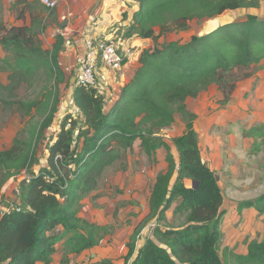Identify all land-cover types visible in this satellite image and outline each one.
I'll list each match as a JSON object with an SVG mask.
<instances>
[{"label":"trees","instance_id":"obj_1","mask_svg":"<svg viewBox=\"0 0 264 264\" xmlns=\"http://www.w3.org/2000/svg\"><path fill=\"white\" fill-rule=\"evenodd\" d=\"M136 1L139 10L129 34L151 39L154 45L142 51L140 66L112 107L107 108L105 96L97 87L75 85L73 102L79 112L63 118L47 146V164L20 182L22 210L0 212V264H52L61 245L64 257L60 264H68L69 255H80L100 245L108 228L79 215L83 197L98 188L105 170L137 140L154 163L158 161L157 149L163 146L168 169L156 176L149 197L150 215L135 227L123 264H223L220 243L225 196L216 171L202 157L195 128L198 115L189 110L187 100L217 84L228 102L240 78L254 75L246 71L235 77L239 70L264 61V18L247 15L208 33L194 34L185 42L156 44L169 33L188 29L194 20L215 19L264 0ZM51 13L56 20V10ZM24 18L22 9L18 19L23 24L0 25V44L5 51L0 62L12 67L15 74L30 73L40 64H48L55 82L41 98L18 102L25 114L43 109L46 115L27 140L16 137L11 146L0 150V203L8 180L40 163L39 146L59 111L58 85L65 78L59 63L64 37L58 35L52 50L44 49L36 31L43 23L40 26L35 21L28 26ZM177 114L185 122L183 134L174 139L178 160L170 145L155 139L157 130L170 127ZM263 132L264 125H257L243 133L264 138ZM185 179L197 186H187ZM178 199L173 213L184 215L185 225H163ZM257 204L264 205V197ZM151 219L156 220L152 236L137 248L141 232ZM241 263L264 264V239L248 243V254ZM101 264L115 263L102 259Z\"/></svg>","mask_w":264,"mask_h":264},{"label":"rangeland","instance_id":"obj_2","mask_svg":"<svg viewBox=\"0 0 264 264\" xmlns=\"http://www.w3.org/2000/svg\"><path fill=\"white\" fill-rule=\"evenodd\" d=\"M57 1V7L50 9L43 0H0V25L22 24L23 21H19L17 16L20 10L29 8L32 4L36 7L35 13H40L41 17H32L27 11L24 23L28 26L35 21L40 26L43 23L44 29L42 26L36 31L44 49L52 50L58 35V26L53 23L51 11L73 12L74 8L88 7L84 0H73L74 3L72 0ZM229 14L233 18L231 22L245 19L247 15L264 18V1L257 2L254 7L230 11L222 16ZM207 21L194 20L188 29L169 33L160 38L156 45L161 46L168 41H188L194 34H200L205 29ZM119 45L122 52L121 44ZM0 54L5 56L1 44ZM81 57L76 59L73 69L78 66ZM11 58L15 59L13 56ZM246 71L254 75L240 78L228 102H225V96L217 84L202 91L198 97L187 100L190 111L199 112L200 118L209 114L210 120L214 119L212 126L207 120H203L195 128L199 130L202 152L215 169L225 196L223 209L226 214L221 224L220 243L223 264H243L241 260L248 254V243L264 239V205L257 204L264 197V138H246L243 133L257 125H264V88L257 89L259 78L264 79V61L248 70H239L235 77L243 76ZM74 75V70L67 73L64 81L58 85L61 103L53 125L46 131L45 139L40 143V163L8 180L2 188L1 203H17L20 198V182L47 164V146L60 130V123L65 115L73 108L71 96L74 84L70 83V78ZM99 76L101 75L98 72V82ZM54 82L48 64H40L38 70L30 73L25 71L15 74L12 67L0 62V150L11 146L16 137L27 140L46 115V110L43 109H35L30 114H25L19 109L18 102H31L41 98L45 89L53 87ZM184 130L185 122L177 114L170 127L157 130L155 139L158 143L172 145L174 139L182 135ZM166 169L167 163L163 164L159 159L154 163L148 158L140 140L135 142L132 149L121 151L120 158L103 173L98 188L83 197L79 211V215L90 222L106 225L108 234L94 250L74 258L71 264L94 260L90 257L91 251H96L92 254L98 259H111L115 264H123L128 252L127 243L134 228L150 215L148 207L153 182L158 172H166ZM179 200L168 210L167 220L163 225L175 228L185 225V216L173 213ZM134 205L141 207L138 211L144 215L141 221L135 218L132 207ZM154 223L156 220L151 219L141 232L137 248L147 237L152 236ZM61 252H64L63 245L59 247L57 258H61Z\"/></svg>","mask_w":264,"mask_h":264},{"label":"crops","instance_id":"obj_3","mask_svg":"<svg viewBox=\"0 0 264 264\" xmlns=\"http://www.w3.org/2000/svg\"><path fill=\"white\" fill-rule=\"evenodd\" d=\"M84 1H87L85 3L88 4V7L86 9L74 8L73 12L70 10L58 11V12L56 11L57 18L56 20L53 19L54 20L53 23L55 24L57 23L56 24L58 26L57 30L65 28V32H67L66 37L64 38L63 48L59 53V63L62 66L63 70L65 71V75L67 73H72L73 67L77 61L76 59H78L79 56L81 57L85 52V45L83 43V40L87 36L93 37L94 39L97 40V42L111 38L118 40L119 43L121 44V50L125 55V62H126L122 70L113 71L107 68L106 66H104L103 64H100L98 68V72L101 75L99 76V89L100 92L103 93V95L105 96L106 104L108 106L107 108H110L120 98L122 88L131 80V78L134 76L135 71L140 66V56L142 51L145 48L152 47L154 45V41L151 39H143L136 34L133 35L129 34V30L133 25L134 14L139 10V4L136 0H84ZM72 2L74 3L73 0ZM35 8L36 7H34L32 4L31 7L26 8L25 17L27 11L31 14L32 17H41L40 13L39 14L35 13ZM65 16L68 17L67 20H63V17ZM89 16H93L98 19L99 21L98 26L94 27L87 22ZM58 35L56 36V39ZM164 37L165 36L161 37V39ZM74 79L75 76H72L70 78L71 84ZM75 85L76 84H74L73 86V90ZM258 88H261L260 90L264 88V79L259 78V81L257 82V89ZM71 97L73 100V95ZM70 112H73L74 114H77L79 112L77 106L74 103H73V108L70 110ZM196 114L198 115V119L196 121L195 126H197L203 120H207L208 124L212 126L214 119L210 120L209 114L204 118L199 117L200 116L199 112ZM196 130L199 135L198 128H196ZM170 147L172 154L178 160L179 153L174 145V142L172 145H170ZM201 153L204 161H206L209 164V166L213 170H215L212 167L209 160L205 158L202 149H201ZM166 154L167 151L163 146L157 149V158L163 164L167 163ZM167 169H168V163H167ZM155 180L153 182V186L155 184ZM185 184L187 186H191L192 181L190 179H185ZM132 207L135 218L141 221L144 217V215H141L138 212L140 211L141 207L135 205ZM91 250H94V248H92ZM88 251L90 252V250ZM58 252L59 251H57L54 254L52 264H60L63 259L64 252L60 253L62 254V256L60 255L61 258H57L56 255L58 254ZM86 252L87 251H85L84 253ZM91 252L93 254L96 253V251H91ZM92 253L90 257H92L93 259L101 260L98 259V257L93 255ZM82 254H80V256H82ZM78 256L79 255L76 254L69 255L68 264H71L73 259ZM38 264H43V263H38Z\"/></svg>","mask_w":264,"mask_h":264},{"label":"built area","instance_id":"obj_4","mask_svg":"<svg viewBox=\"0 0 264 264\" xmlns=\"http://www.w3.org/2000/svg\"><path fill=\"white\" fill-rule=\"evenodd\" d=\"M43 2L50 9H54L58 5L57 0H43ZM67 18L68 17L65 16L63 20H67ZM87 22L94 27L99 24L98 19L93 16H89ZM66 33L65 28L58 30V34L64 38L66 37ZM83 43L85 45V52L78 66L73 69L75 73V84L99 88L98 66L103 64L113 71H120L125 63V55L120 51L119 41L114 38L97 42L93 37L87 36L83 40ZM99 59H101V61H99ZM9 203L10 202L0 203L1 213H6L11 210L21 211L23 208L20 201H17V203ZM152 226L155 227L156 223L152 224ZM80 264H101V261L94 259Z\"/></svg>","mask_w":264,"mask_h":264},{"label":"bare ground","instance_id":"obj_5","mask_svg":"<svg viewBox=\"0 0 264 264\" xmlns=\"http://www.w3.org/2000/svg\"><path fill=\"white\" fill-rule=\"evenodd\" d=\"M232 19L233 18L231 17L230 14L227 16H222V17H218L215 19H210L207 21V25H206L205 29L200 34L208 33L210 31L214 30L215 28H217L219 25L230 22Z\"/></svg>","mask_w":264,"mask_h":264},{"label":"water","instance_id":"obj_6","mask_svg":"<svg viewBox=\"0 0 264 264\" xmlns=\"http://www.w3.org/2000/svg\"><path fill=\"white\" fill-rule=\"evenodd\" d=\"M99 60L101 61V59H99ZM99 63H100V62H99ZM75 82H76V81H75V79H74L72 83L75 84ZM192 186H193V187H196V186H197V183L194 182V181H192Z\"/></svg>","mask_w":264,"mask_h":264}]
</instances>
